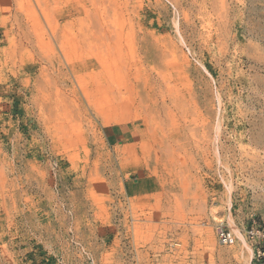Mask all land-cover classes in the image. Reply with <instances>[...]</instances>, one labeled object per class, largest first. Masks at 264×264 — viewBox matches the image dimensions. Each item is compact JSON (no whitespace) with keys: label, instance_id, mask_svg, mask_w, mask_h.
Returning a JSON list of instances; mask_svg holds the SVG:
<instances>
[{"label":"rangeland","instance_id":"1","mask_svg":"<svg viewBox=\"0 0 264 264\" xmlns=\"http://www.w3.org/2000/svg\"><path fill=\"white\" fill-rule=\"evenodd\" d=\"M263 224L264 0H0V264H264Z\"/></svg>","mask_w":264,"mask_h":264},{"label":"built area","instance_id":"2","mask_svg":"<svg viewBox=\"0 0 264 264\" xmlns=\"http://www.w3.org/2000/svg\"><path fill=\"white\" fill-rule=\"evenodd\" d=\"M215 234L217 238V242L221 246L230 247L235 244L237 237L235 233L227 226L225 225H218L215 228ZM246 237L248 243H252V241L256 242L258 241V244L261 246V244L264 245V224L262 229H255V227H251L246 232ZM257 258H263L264 259V250L261 248H258L256 253Z\"/></svg>","mask_w":264,"mask_h":264},{"label":"bare ground","instance_id":"3","mask_svg":"<svg viewBox=\"0 0 264 264\" xmlns=\"http://www.w3.org/2000/svg\"><path fill=\"white\" fill-rule=\"evenodd\" d=\"M234 230L236 231V234L238 235V237H241V235L237 232V229L234 228Z\"/></svg>","mask_w":264,"mask_h":264},{"label":"crops","instance_id":"4","mask_svg":"<svg viewBox=\"0 0 264 264\" xmlns=\"http://www.w3.org/2000/svg\"><path fill=\"white\" fill-rule=\"evenodd\" d=\"M133 140V139H132Z\"/></svg>","mask_w":264,"mask_h":264}]
</instances>
